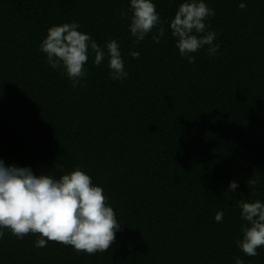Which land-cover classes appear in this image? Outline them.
Wrapping results in <instances>:
<instances>
[{"label": "trees", "instance_id": "16d2710c", "mask_svg": "<svg viewBox=\"0 0 264 264\" xmlns=\"http://www.w3.org/2000/svg\"><path fill=\"white\" fill-rule=\"evenodd\" d=\"M180 2L153 0L165 35L134 44L128 0H0V159L56 178L81 168L122 224L92 255L5 230L0 264H264V248L236 246V202L264 201V0H206L220 47L191 64L168 29ZM72 21L98 44L117 40L127 78L92 57L82 86L51 69L39 44Z\"/></svg>", "mask_w": 264, "mask_h": 264}, {"label": "clouds", "instance_id": "9594fccd", "mask_svg": "<svg viewBox=\"0 0 264 264\" xmlns=\"http://www.w3.org/2000/svg\"><path fill=\"white\" fill-rule=\"evenodd\" d=\"M237 6L244 8V0ZM212 15L214 11L206 0H182L168 21L175 48L190 64L195 59L192 54L200 49H206L210 57L218 52L220 46L214 42L217 34L206 23ZM121 16H127L129 20L127 27L134 37V44L149 33L150 39L159 44L165 35L153 0H128V11H121ZM79 28L76 21L47 28L39 50L45 54L51 69H58L65 75L73 88L82 86L83 78L88 74L85 65L92 57L93 66L106 61L113 81L127 78L117 40L98 44ZM128 54L134 59L140 56L139 51L132 49ZM238 187L237 180H229V192ZM106 199L102 187L93 184L91 177L79 167L56 178L36 175L30 166L6 165L0 159V237L5 230L17 239L32 233L37 234L35 248L55 241L71 246L78 254L105 252L122 225ZM236 207L244 221L236 246L245 255L255 256L258 248H264V201L238 200ZM223 215V211H217L213 219L220 222ZM234 264H243V261L236 257Z\"/></svg>", "mask_w": 264, "mask_h": 264}]
</instances>
